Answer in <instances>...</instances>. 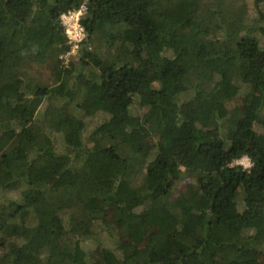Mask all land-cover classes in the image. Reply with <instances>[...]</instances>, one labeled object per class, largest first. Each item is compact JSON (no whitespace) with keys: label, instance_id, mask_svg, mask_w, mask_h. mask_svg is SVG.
<instances>
[{"label":"trees","instance_id":"obj_1","mask_svg":"<svg viewBox=\"0 0 264 264\" xmlns=\"http://www.w3.org/2000/svg\"><path fill=\"white\" fill-rule=\"evenodd\" d=\"M245 1L0 0V264H264V0L252 23Z\"/></svg>","mask_w":264,"mask_h":264},{"label":"rangeland","instance_id":"obj_2","mask_svg":"<svg viewBox=\"0 0 264 264\" xmlns=\"http://www.w3.org/2000/svg\"><path fill=\"white\" fill-rule=\"evenodd\" d=\"M263 9H264V7H261V10H263ZM241 14H242L241 16H242V20L244 21V23H252V20L255 17V9L249 0L245 1L244 6H243V10L241 9ZM75 55H76V50L73 49V51L70 54L64 56L65 62L67 61V59H69L70 56H75ZM44 71H46V70L44 69ZM48 73H45V74L47 75ZM40 79H43V81H46L45 76L40 78ZM241 91L242 92H240V95L237 96L232 101H229L223 105H218V111L222 117L231 119V118L238 117L240 114L241 115L243 114L242 98L244 97L246 90H245V88H242ZM138 99L139 98L135 99L133 105L131 106V116L129 118L131 121L135 120L137 117H140L142 112L144 111V109H142L139 106V104H138L139 100ZM73 115H74L73 116L74 118H79V116L77 114H73ZM81 120H82V126L84 127L83 131H85V133L84 132L83 133L86 136L87 135L86 133L88 132V130L90 128H92V126H94L95 123L97 122V119H90V121H88V122H85V120H83V119H81ZM255 130L258 132L263 131L264 125H256ZM56 149L59 150V145L56 146ZM235 164L240 165L245 169H248L251 166L250 162L247 158H242V159L238 160L237 162H235ZM186 180H183L182 182H180L176 185L175 191L172 193V199H175L176 197H178L180 192H183ZM106 221L109 224H113L110 213H108ZM114 232H115L114 238L116 240L123 242L125 245H127V247H130L132 245V242L129 241L128 239L119 237L116 229H114ZM108 235L109 234L107 232H102L100 237H99V242H97L96 244L86 243L85 245H83L84 252L88 256H90L91 258L95 259V258H98L101 248L102 249L107 248L109 250L112 249V247H113L112 241L108 238ZM0 252H1V250H0Z\"/></svg>","mask_w":264,"mask_h":264},{"label":"built area","instance_id":"obj_3","mask_svg":"<svg viewBox=\"0 0 264 264\" xmlns=\"http://www.w3.org/2000/svg\"><path fill=\"white\" fill-rule=\"evenodd\" d=\"M83 9L82 14L77 16V13H81V10ZM84 7H81L79 10L70 12L67 15L62 16V25L64 27V33L67 36L68 44L69 45V52L65 54L64 56L70 54L73 49L77 51V47L84 39L85 35L83 32V29L79 25V19L84 14ZM69 32L72 33V35H69ZM63 56V57H64Z\"/></svg>","mask_w":264,"mask_h":264},{"label":"clouds","instance_id":"obj_4","mask_svg":"<svg viewBox=\"0 0 264 264\" xmlns=\"http://www.w3.org/2000/svg\"><path fill=\"white\" fill-rule=\"evenodd\" d=\"M82 12H83V9L81 10V13H77V16H79L80 14H82ZM69 35H72V33L69 32Z\"/></svg>","mask_w":264,"mask_h":264}]
</instances>
